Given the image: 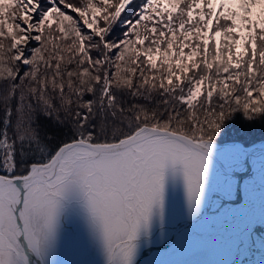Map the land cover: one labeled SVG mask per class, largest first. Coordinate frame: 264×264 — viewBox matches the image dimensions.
Segmentation results:
<instances>
[{"label": "snow or ice", "instance_id": "6c2138e0", "mask_svg": "<svg viewBox=\"0 0 264 264\" xmlns=\"http://www.w3.org/2000/svg\"><path fill=\"white\" fill-rule=\"evenodd\" d=\"M237 125L264 133V0H0V264H264Z\"/></svg>", "mask_w": 264, "mask_h": 264}, {"label": "trees", "instance_id": "16d2710c", "mask_svg": "<svg viewBox=\"0 0 264 264\" xmlns=\"http://www.w3.org/2000/svg\"><path fill=\"white\" fill-rule=\"evenodd\" d=\"M261 139H264V133L261 132V129L259 127L249 129L237 125L235 128L229 130L227 140H239L241 142H256Z\"/></svg>", "mask_w": 264, "mask_h": 264}, {"label": "rangeland", "instance_id": "374dc122", "mask_svg": "<svg viewBox=\"0 0 264 264\" xmlns=\"http://www.w3.org/2000/svg\"><path fill=\"white\" fill-rule=\"evenodd\" d=\"M67 259H75L77 258L73 253L69 252L65 257ZM220 257L215 256L210 252H191L186 250L178 251L177 253L166 256V257H158V259L165 260H178V261H190V260H198V259H218Z\"/></svg>", "mask_w": 264, "mask_h": 264}, {"label": "water", "instance_id": "95a60500", "mask_svg": "<svg viewBox=\"0 0 264 264\" xmlns=\"http://www.w3.org/2000/svg\"><path fill=\"white\" fill-rule=\"evenodd\" d=\"M261 140H264V139H261ZM261 140L256 141V143H259ZM233 141L241 142L239 140H227V142H233ZM256 231L259 234H264V227H259L256 229ZM147 255L148 254L145 253V256ZM258 258H259V252L254 250L252 254H250L248 257H245L244 264H248V259H258Z\"/></svg>", "mask_w": 264, "mask_h": 264}]
</instances>
